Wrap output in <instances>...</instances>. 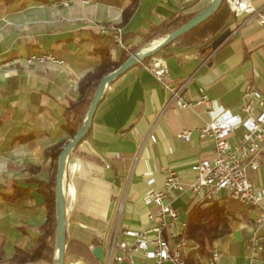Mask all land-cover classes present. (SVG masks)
I'll use <instances>...</instances> for the list:
<instances>
[{"label": "crops", "instance_id": "crops-1", "mask_svg": "<svg viewBox=\"0 0 264 264\" xmlns=\"http://www.w3.org/2000/svg\"><path fill=\"white\" fill-rule=\"evenodd\" d=\"M63 1L13 0L5 5L0 0V61L40 51L63 61L61 66H15L0 74V252L5 259L16 248H32L40 235L46 212L38 182H47L52 171L44 151L70 140L62 130L64 112L79 97V81L99 65V49L108 48L115 58L121 54L111 34L99 35L97 26L121 24L130 0H89L88 4L74 0L69 7L59 4ZM210 2L139 0L121 28L127 48L142 45L151 27L180 12L197 13ZM252 6L264 12V0H252ZM230 32L215 51L177 43L155 56L164 63L169 83L189 80L184 91L193 102L189 108L165 109L169 92L147 65L129 69L105 88L87 136L66 164V245L73 241L91 251L113 231L117 219L122 228H147V214L155 207L141 199L162 188L165 171L172 170L188 184L195 177L192 166L213 158V140L199 136L209 121L205 107L196 104L202 90L216 105L230 110L237 108L248 86L264 97V27L254 19L243 23L235 18ZM184 131L190 132L186 141L178 138ZM248 177L264 194V166ZM15 186L28 190V196L15 203L3 200L2 194H11ZM171 201L180 222L187 223L198 207L189 193H174ZM218 202L226 204L230 232L212 244L221 253L217 264H247V221L257 210L233 200ZM259 233L264 234V224ZM74 257L65 252V264ZM53 260L25 264H53ZM136 261L149 264L139 255ZM256 264H264V254Z\"/></svg>", "mask_w": 264, "mask_h": 264}, {"label": "built area", "instance_id": "built-area-1", "mask_svg": "<svg viewBox=\"0 0 264 264\" xmlns=\"http://www.w3.org/2000/svg\"><path fill=\"white\" fill-rule=\"evenodd\" d=\"M74 0H65L59 4L69 7ZM230 12L236 19L245 23L254 19L259 26L264 27V12L252 6V0H224ZM88 4L89 0H79ZM98 34L112 36L113 43L120 49H125L121 40V28L99 24ZM111 59L115 56L111 53ZM63 61L54 54L40 51L25 58H13L0 61V74L17 66L29 68L34 65H58ZM147 68L155 80L169 92L167 108H189L193 105L184 96L189 80L178 84L167 81L168 71L160 59L153 57ZM196 104L205 107L209 121L199 130L201 138L209 137L214 142L213 158L197 161L192 166L194 179L184 184L179 176L170 169L165 171L161 189L152 190L142 196L141 202L153 205L155 210L147 214V228L134 229L119 227L117 219L113 231L100 245L105 251L102 264H137L136 257L149 264H184L186 252L199 248L184 237L185 222L179 221L178 211L172 206L174 193H189L197 199L198 207L206 209L221 198L233 200L244 207L257 210L254 219L247 221L250 230L244 251L247 264H256L259 256L264 254V234H260L264 224V194L255 190L249 175L264 166V97L254 88L244 89L243 97L235 110L216 105L202 90ZM240 131L236 136L235 133ZM190 132L184 131L178 135L181 140H188ZM152 142L155 141L150 136ZM121 208L119 209V213ZM93 248H91L92 250ZM220 250L211 246L209 258L202 260L207 264H217ZM67 264H86L81 259H75Z\"/></svg>", "mask_w": 264, "mask_h": 264}, {"label": "trees", "instance_id": "trees-1", "mask_svg": "<svg viewBox=\"0 0 264 264\" xmlns=\"http://www.w3.org/2000/svg\"><path fill=\"white\" fill-rule=\"evenodd\" d=\"M5 5L12 3L13 0H2ZM40 3H47V0H36ZM111 1V0H110ZM139 0H130V5L122 12V22L116 27L122 28L130 19L137 7ZM196 13L184 14L180 12L157 27H151L144 35L142 45L128 49L126 45L127 37L121 35V40L125 44V49L121 50L120 56L111 59L108 48L99 49L100 63L94 71L86 74L78 83V99L71 103L64 112L66 124L62 126L63 132L69 139L73 138L77 130L82 125L91 98L99 82L112 71L117 69L131 54L140 50L142 46L152 43L154 40L163 38L180 26L189 21ZM235 16L230 12L225 1L220 5L218 10L204 23L182 35L172 44L182 43L185 45H197L201 51H211V44L221 33L230 30L234 23ZM170 44V45H172ZM164 50V49H163ZM161 50V51H163ZM159 51L158 54L161 52ZM155 57V56H154ZM152 58L144 60L139 65H148ZM69 140L58 143L47 148L44 151V158L51 160L52 171L47 182H38L39 192L44 199V208L46 220L40 227V235L37 237L34 246L30 249L14 250L13 255L5 259L3 252H0V264H25L45 260L52 262L55 253V236H56V219H55V184L57 160L63 147ZM76 150V149H75ZM74 150V151H75ZM73 151V152H74ZM72 152V153H73ZM29 191L26 189L14 187L11 194H2L3 200L15 203L28 196ZM230 219L225 203L214 202L206 209L199 207L193 209L186 223L184 237L192 243L198 244L199 248L187 252L183 257L184 264H202V260L209 258L210 248L214 241L227 235L230 232ZM96 246V245H95ZM98 246V245H97ZM65 252L67 255L74 254L75 259H81L87 264H100L91 251L86 246L75 244L73 241L68 242Z\"/></svg>", "mask_w": 264, "mask_h": 264}, {"label": "water", "instance_id": "water-1", "mask_svg": "<svg viewBox=\"0 0 264 264\" xmlns=\"http://www.w3.org/2000/svg\"><path fill=\"white\" fill-rule=\"evenodd\" d=\"M224 0H211V2L202 10L197 12L189 21L180 26L175 31L157 40L149 47L136 51L131 54L117 69L105 76L98 84L88 107L86 117L76 134L63 147L57 160L56 184H55V257L53 264H65V246H66V225H65V199H64V181L65 169L69 156L79 146L87 136L92 119L107 86L122 76L129 69L138 66L144 60L153 58L159 51L165 49L182 35L195 29L207 21L220 7ZM230 30L221 33L211 44L212 51L217 50L229 37ZM95 259L102 264L105 258V251L101 246H96L91 250Z\"/></svg>", "mask_w": 264, "mask_h": 264}, {"label": "rangeland", "instance_id": "rangeland-1", "mask_svg": "<svg viewBox=\"0 0 264 264\" xmlns=\"http://www.w3.org/2000/svg\"><path fill=\"white\" fill-rule=\"evenodd\" d=\"M161 39V38H160ZM158 40V39H157ZM157 40H154V41H157Z\"/></svg>", "mask_w": 264, "mask_h": 264}]
</instances>
